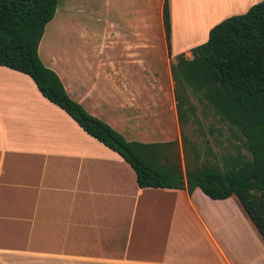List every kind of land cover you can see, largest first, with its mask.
<instances>
[{
    "label": "crops",
    "instance_id": "crops-1",
    "mask_svg": "<svg viewBox=\"0 0 264 264\" xmlns=\"http://www.w3.org/2000/svg\"><path fill=\"white\" fill-rule=\"evenodd\" d=\"M182 1L169 0L172 56L205 42L217 22L202 40L198 30L176 35ZM244 1L242 11L220 19L261 0ZM163 4L98 0V29L78 28L79 39L89 38L74 60L47 52L43 62L73 100L127 140L181 136ZM69 6L63 13L85 12ZM157 46L164 48L159 68L151 57ZM233 197L140 188L122 156L44 97L29 75L0 65V257L12 255L14 264H264V240Z\"/></svg>",
    "mask_w": 264,
    "mask_h": 264
},
{
    "label": "trees",
    "instance_id": "trees-1",
    "mask_svg": "<svg viewBox=\"0 0 264 264\" xmlns=\"http://www.w3.org/2000/svg\"><path fill=\"white\" fill-rule=\"evenodd\" d=\"M59 0H0V65L29 75L41 94L64 109L90 136L117 152L132 167L140 188H200L212 199L234 196L264 240V0L245 13L216 23L208 39L170 63L184 164L178 140L141 142L125 137L73 100L38 52ZM171 55L169 0L162 9ZM210 108L240 144L219 163L184 128L198 122L196 104ZM235 129V130H234ZM210 131H214L210 128ZM245 150V152H244Z\"/></svg>",
    "mask_w": 264,
    "mask_h": 264
},
{
    "label": "rangeland",
    "instance_id": "rangeland-1",
    "mask_svg": "<svg viewBox=\"0 0 264 264\" xmlns=\"http://www.w3.org/2000/svg\"><path fill=\"white\" fill-rule=\"evenodd\" d=\"M224 1L226 2L223 8L220 9L219 4ZM240 1L242 5H240ZM196 2L198 1L183 0L179 5V9H176V14L174 16L175 23H173L174 30L177 32L176 35L198 30V32L201 33V36L199 35V40L205 39V29L212 24L213 21H217L216 23H218L222 20L220 18L224 17L226 13L230 11H242L246 5L244 0H215L213 3L209 1L205 3L200 2L199 4ZM67 4H70L69 10L77 9L78 6H80L84 8L83 10L85 12L80 15L75 13L69 14V12L63 13V8L65 9ZM231 6H233V8L230 9ZM211 15L214 17L211 18ZM78 28L86 29L87 32H92L94 28L98 29V0L58 1L55 15L46 25L44 35L39 44L38 52L41 60L44 63H49L47 52L58 54V56H63V54H65L67 59L74 60V55L78 54V52H76L78 50L77 48L89 38L79 39ZM151 53L152 59L157 63L156 67L159 68L160 64L164 62V48L162 46L158 48L157 46ZM183 53L187 57H191L190 51ZM178 54L180 53L176 55ZM165 55L167 72H170V63L174 60L176 55L172 56V50L171 55H169L167 43ZM167 57L169 58L168 61H166ZM189 98L192 103L196 104L198 122H191L185 126V138L189 141L197 142L201 149L208 146L210 150L206 153V156L221 163L222 155L233 152L240 144L239 135L238 133L234 134L232 128L226 123L218 121L210 108H203L191 92H189ZM210 128H213L214 131H210ZM178 143L179 150L181 151V161L182 164H184L181 136L179 137ZM233 200L235 203L237 202L234 197ZM0 264H14L12 255L0 257Z\"/></svg>",
    "mask_w": 264,
    "mask_h": 264
}]
</instances>
